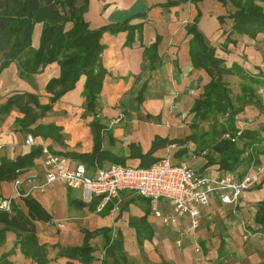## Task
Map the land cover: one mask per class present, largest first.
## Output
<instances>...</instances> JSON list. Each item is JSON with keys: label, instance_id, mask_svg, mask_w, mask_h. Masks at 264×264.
Masks as SVG:
<instances>
[{"label": "crops", "instance_id": "1", "mask_svg": "<svg viewBox=\"0 0 264 264\" xmlns=\"http://www.w3.org/2000/svg\"><path fill=\"white\" fill-rule=\"evenodd\" d=\"M166 1L88 0L83 17L90 28L123 22L139 26L101 35L104 74L95 115L84 109L85 75L51 103L46 84L59 75L58 62L36 72L23 69L22 57L5 65L0 71V163L16 161L32 148L46 147L63 157L68 167L83 164L88 173L111 163L141 167L135 154L147 152L154 138L180 139L190 134L194 115L190 110L211 77L192 65L187 21L201 10L198 28L206 40L215 29L219 34L224 30L225 38L229 37L230 21L225 18L227 27L219 23L217 16L224 15V9L214 15L203 11L199 4L207 0L196 6L188 0L170 7L160 5ZM40 27L37 24L33 32L34 48ZM153 44L154 60L145 56V49ZM227 45L221 46L223 54H230ZM223 63L230 66L235 62ZM223 79L230 85L241 81L235 75ZM27 95L34 96L36 102ZM15 96L21 97L1 110ZM48 104L51 106L39 115L40 106ZM26 107L39 116L31 121L25 115ZM94 117L102 126L100 165H91L88 160L94 144L90 127ZM263 123L264 111L250 107L238 114L236 126L256 129ZM28 135L34 144H25ZM185 146L183 154L182 145L173 142L152 155L185 161L197 174L212 178L227 172L217 164L206 165L203 154L193 153L192 142ZM258 160L264 167L263 154ZM46 171L40 152L31 163L20 167L15 178L0 180V198L12 197L10 211L0 210V264H83L78 257L61 254L60 250L81 246L86 232L90 234L87 243L92 257L87 264H110V259L107 263L102 260L106 229H110L111 238H121L127 264H264V223L255 219L257 204L264 198V173L239 195L236 204L222 203L217 195L212 196L209 205L199 210L198 226L191 228L186 215L174 223L163 222V217L173 213L164 199L152 203L133 191L122 190L106 203L100 195L85 201L79 189L61 182L45 184ZM233 172L243 174L241 167ZM16 180L20 196L15 194ZM29 199L39 205V217L31 214ZM37 246L42 249L37 250Z\"/></svg>", "mask_w": 264, "mask_h": 264}, {"label": "trees", "instance_id": "2", "mask_svg": "<svg viewBox=\"0 0 264 264\" xmlns=\"http://www.w3.org/2000/svg\"><path fill=\"white\" fill-rule=\"evenodd\" d=\"M185 1L187 0H167L160 5L170 7ZM188 1L196 6L202 0ZM216 1L224 7L230 6L224 15L217 16L219 23H225V18L230 21L229 34L246 35L252 39L258 36L264 38V0ZM87 8L88 0H0V71L10 61L21 57L24 59L22 66L26 72H36L40 67L56 61L60 73L46 84V89L52 94L50 102H55L71 90L79 77L85 75L83 105L88 114L95 115L104 74L100 65L104 48L100 42L101 35L104 31L115 33L119 30H129L130 27L139 29V26H128L127 22H123L90 28L83 17ZM200 16L201 12L197 9L191 23L186 26L187 33L191 35L189 55L192 65L195 68H203L211 79L203 86L202 94L194 100L190 110L194 114L190 122L192 131L180 139L156 137L147 152H137L135 156L140 158L139 165L146 167L158 160L152 155L156 149L176 142L182 145L180 151L183 154L187 151L185 144L190 141L194 144L193 153L203 154L206 165L217 164L219 169L227 172L236 171L241 167L244 173L252 162L258 164L260 154L264 155V123L256 129H239L236 126L237 116L250 107L259 112L264 111L262 97L258 94L259 87L264 86V77L260 72L250 74L235 63L226 66L223 60L216 57L215 49L209 45L198 28ZM37 24L41 27L38 46L34 48L31 43ZM154 46L155 44L145 49V56H150L152 60L155 59ZM227 75L239 77L240 83L230 85L223 79ZM20 97H10L1 110L7 109ZM27 98L36 102L32 95H27ZM50 106L51 104L40 106L39 115ZM24 111L31 121L39 116L32 114L28 107L24 108ZM90 127L94 144L88 160L91 165H100L102 126L94 117ZM41 150L42 148L35 147L16 161L0 163V180L15 178L20 167L31 163L33 157L40 154ZM29 201L31 214L39 217V205L33 200ZM255 219L260 224L264 223V198L257 204ZM109 233L110 229L103 230L102 260L104 263L111 260L110 264H127L121 238H111ZM89 235L86 232L85 241L81 246L63 248L60 250L61 254L78 257L83 264H87L92 259L91 248L87 243ZM29 239L33 240V237L30 236ZM36 248L42 249L40 246Z\"/></svg>", "mask_w": 264, "mask_h": 264}, {"label": "built area", "instance_id": "3", "mask_svg": "<svg viewBox=\"0 0 264 264\" xmlns=\"http://www.w3.org/2000/svg\"><path fill=\"white\" fill-rule=\"evenodd\" d=\"M264 109V100H263ZM25 144H34L28 135ZM47 167L45 184L61 182L69 188L79 189L85 201L100 195L103 202L118 197L122 190L133 191L152 203L159 199L169 202L173 213L163 217L164 223H174L182 216L190 218V227L198 226L201 208L207 207L211 197L217 195L222 203L236 204L239 195L256 184L264 173V167L252 162L239 176L226 172L212 178L197 174L185 161L174 162L169 157L159 158L146 167L111 163L97 166L88 173L83 164L68 167L65 160L46 147L41 150ZM15 181V194L22 195ZM12 197L0 198V210L10 211Z\"/></svg>", "mask_w": 264, "mask_h": 264}, {"label": "rangeland", "instance_id": "4", "mask_svg": "<svg viewBox=\"0 0 264 264\" xmlns=\"http://www.w3.org/2000/svg\"><path fill=\"white\" fill-rule=\"evenodd\" d=\"M199 6H202L203 8L202 10L203 11L205 10V12H207V14L209 15H214L218 11L222 12L223 9L226 13L230 8V6L227 7L222 6L216 0H207L202 4L200 3ZM188 21L187 24L191 23L192 20H188ZM224 24L225 27L228 26L226 23ZM219 32L218 29L213 30L211 36H209L210 38L208 37L209 40L207 39L209 44H211L217 49L215 50L216 57L220 58L225 63L226 62L230 63V61L231 62L233 61L235 62V64H237L238 62L239 64L244 65L247 71L254 72L259 70L261 71L260 73L264 77V38L258 36L256 39H252L248 36L247 37L240 35L234 36L230 34L229 37L227 36L225 38V35H223L224 30L221 34H219ZM225 43L226 44L229 43V45L227 46L228 47L230 46L229 47L230 54H223V52L225 51L222 50L221 46L222 44ZM258 94L262 97V100H264V86L259 87Z\"/></svg>", "mask_w": 264, "mask_h": 264}]
</instances>
